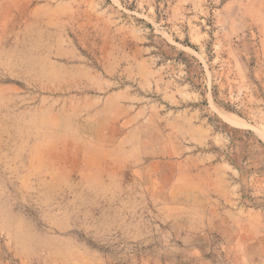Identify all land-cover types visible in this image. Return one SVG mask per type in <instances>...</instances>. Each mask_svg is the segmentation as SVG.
I'll return each mask as SVG.
<instances>
[{"label": "rangeland", "instance_id": "obj_1", "mask_svg": "<svg viewBox=\"0 0 264 264\" xmlns=\"http://www.w3.org/2000/svg\"><path fill=\"white\" fill-rule=\"evenodd\" d=\"M202 123L253 212L243 244L167 219V188L137 171L128 131ZM235 253L264 258V0H0V264Z\"/></svg>", "mask_w": 264, "mask_h": 264}, {"label": "crops", "instance_id": "obj_2", "mask_svg": "<svg viewBox=\"0 0 264 264\" xmlns=\"http://www.w3.org/2000/svg\"><path fill=\"white\" fill-rule=\"evenodd\" d=\"M208 127L205 123L176 124L170 130L158 128L146 132L133 128L127 136H139L142 142L143 160L138 173L151 181L156 179L160 194L167 188L166 196L174 200L170 211L175 214H166L167 219H181L187 232L197 231L203 238L210 237L213 227L225 224L234 244H243L250 238L248 229L253 212L241 208L236 162L226 145L216 144L217 137L211 144L212 131ZM236 254L230 255V264H250L247 253ZM209 261L205 263L215 264ZM260 264H264V258Z\"/></svg>", "mask_w": 264, "mask_h": 264}]
</instances>
